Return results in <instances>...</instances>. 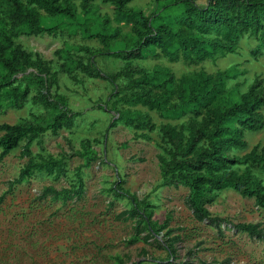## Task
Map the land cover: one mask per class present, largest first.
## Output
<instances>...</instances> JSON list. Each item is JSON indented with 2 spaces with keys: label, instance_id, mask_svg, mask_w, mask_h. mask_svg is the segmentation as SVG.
<instances>
[{
  "label": "rangeland",
  "instance_id": "1",
  "mask_svg": "<svg viewBox=\"0 0 264 264\" xmlns=\"http://www.w3.org/2000/svg\"><path fill=\"white\" fill-rule=\"evenodd\" d=\"M170 1L161 0L157 5L156 0H134L128 9L149 15ZM196 2L201 6L207 3ZM73 4L77 14L74 20L39 10L41 25L55 31L35 34L10 0H0V47L7 39L12 41L4 57L0 55V83L11 75L16 83L31 87L22 107H12L6 100L0 103V123L47 125L64 112L63 104L71 112V118L55 133L48 131L33 143L29 155H23V142L0 160V264H119L118 259L123 264H158L169 260L166 241L176 236L180 239L175 243L173 264H264V239L237 232L226 224L220 234L207 221L197 222L186 203L189 189L163 183L159 157L166 156L172 147L161 128L166 124L183 126L188 136V125L194 121L200 124L202 117L189 113L179 118L174 112L138 105L130 109L148 114L154 130L123 121L110 127L116 110L129 107L117 98L108 101L112 86L85 69L90 58L87 49L101 53L96 60L106 73L124 72L126 61L112 53L124 50L131 26L117 19L112 1L95 0L88 13L82 11L81 0ZM177 12L173 9V14ZM106 27L109 34L116 28L121 30L119 37L109 39L108 47L99 37H91L106 34ZM257 44L253 36L245 35L236 53L215 60L171 62L158 51L131 63L147 71L168 69L175 76V85L168 89L175 92L173 102H177L176 85L182 76L193 77L201 71L215 76L231 70L234 77L214 102L226 106L239 101L256 81L264 87V49L255 53ZM40 77L47 79L43 87L38 83ZM129 79L122 75L118 84L124 88ZM42 94L52 102L42 104L34 99ZM260 112L264 115V108ZM245 141L244 147L230 150V156L241 158L254 147L262 154L264 129L246 132ZM31 163L50 166L34 171L25 183L10 189L9 181L18 178ZM247 166L232 169L242 175ZM250 171L264 186V169L251 166ZM81 183L80 199L64 202L42 196L44 188L77 190ZM205 200L214 216L235 224H260L264 229V209L254 199L227 188L209 193ZM135 206L141 213L151 214L152 225L162 228L161 242L147 235L143 225L138 227L137 219L120 217ZM134 238L138 240L133 242Z\"/></svg>",
  "mask_w": 264,
  "mask_h": 264
},
{
  "label": "trees",
  "instance_id": "2",
  "mask_svg": "<svg viewBox=\"0 0 264 264\" xmlns=\"http://www.w3.org/2000/svg\"><path fill=\"white\" fill-rule=\"evenodd\" d=\"M16 11L30 25L35 34H52L53 27H44L39 22L44 11L51 16H63L76 19L77 14L74 0H10ZM95 0H81V9L88 13L91 3ZM116 6L117 19L131 26L128 42L124 50L112 54L127 63L124 72L115 75L103 71L96 58L101 53L87 49L90 54L85 69L92 74L103 77L111 86L109 99L117 98L129 108L117 109L110 127L119 121L127 125L137 124L141 128L156 127L148 114L130 107L143 105L149 110L157 112H174L177 117L189 113L195 117H202V122H191L186 128L166 124L161 128L163 137L172 149L166 151V156H160V171L164 185H176L188 188L187 205L192 210L197 222L207 221L208 225L216 228L220 234L224 233L223 225L231 226L235 231L245 233L251 237L264 239V229L260 224H235L228 218L214 216L206 206V197L209 193L223 191L227 188L238 192L242 197L254 199L255 204L264 209V186L260 179L250 171L251 166H261L264 169V152L259 154L254 147L241 158L230 156V150L239 149L246 145L245 133L264 129V115L260 112L264 108V87L261 81H256L243 94L239 101L226 106H216L214 102L221 97L226 82L234 77L231 70L207 75L201 71L193 77L182 76L176 85L177 102H173L174 91L169 92L175 85V76L166 68L156 67L147 71L132 60L144 59L146 53L155 54L158 51L164 54L171 62L184 61L202 62L215 60L218 56L236 53L239 40L245 36H253L257 41L255 53L264 49V0H206L205 5L197 4L196 0H171L159 10L147 15L143 10L128 9L134 0H107ZM157 5L161 0H156ZM173 9L178 12L173 14ZM91 35L99 37L104 47L109 46V39L117 38L121 30L116 28L113 33ZM12 41L7 39L0 47V55L4 54ZM110 54V53H109ZM5 61V59L3 60ZM8 63V61L6 60ZM127 75L130 79L122 88L118 78ZM12 76H6L0 83V103L6 100L12 107H22L30 97V86L16 83ZM42 87L47 84L45 77L38 82ZM129 94L124 95L123 92ZM42 104L52 101L45 95L34 96ZM100 107H105L101 104ZM64 112L55 116L47 124H32L19 122L17 124L0 123V160H4L10 153L25 142L23 155H29L33 143L46 132L55 133L64 121L71 118V112L63 104ZM73 115V114H72ZM235 165H248L245 173L239 175L232 169ZM50 165L31 163L24 168L18 178L9 181L10 189L25 183L34 171L47 169ZM83 194V184L77 190L68 188H44L43 197L51 196L62 199L64 202L78 198ZM151 214L141 213L139 207L126 210L120 214L125 220L137 219L138 227L143 225L147 235L158 240L162 228L157 229L149 222ZM142 218L139 219V218ZM179 236L170 238L165 245L170 254L169 260L158 264H173L172 258L177 257L175 243ZM138 238H134L137 241ZM159 241V240H158ZM161 242V241H159ZM162 244V243H161ZM119 264H123L118 259ZM138 264V263H134ZM182 264H193L184 262ZM201 264H208L202 262Z\"/></svg>",
  "mask_w": 264,
  "mask_h": 264
}]
</instances>
